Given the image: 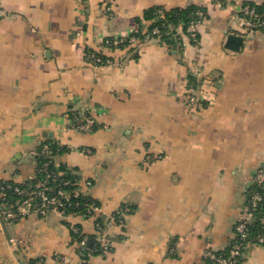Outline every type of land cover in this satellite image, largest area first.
I'll list each match as a JSON object with an SVG mask.
<instances>
[{"label": "crops", "instance_id": "obj_1", "mask_svg": "<svg viewBox=\"0 0 264 264\" xmlns=\"http://www.w3.org/2000/svg\"><path fill=\"white\" fill-rule=\"evenodd\" d=\"M248 2L264 0H0V182L32 178L40 143H57L55 164L102 220L129 209L106 227L109 249L85 261L69 227L91 244L92 217L0 218V264H203L229 246L264 167V32L236 15ZM189 5L205 10L195 43L181 27L170 42L104 45L145 33L152 7ZM230 33L238 50L225 46ZM88 49L111 62L88 64ZM193 80L210 100L196 110L184 100ZM74 113L95 127L72 128ZM237 264H264V243H247Z\"/></svg>", "mask_w": 264, "mask_h": 264}, {"label": "built area", "instance_id": "obj_2", "mask_svg": "<svg viewBox=\"0 0 264 264\" xmlns=\"http://www.w3.org/2000/svg\"><path fill=\"white\" fill-rule=\"evenodd\" d=\"M218 4L220 2L218 1ZM197 19H189L186 23L185 27V36L188 37L189 41L197 42L196 31L199 23L204 18V11L197 10L196 13ZM236 15L241 20L242 24L245 26L246 30H253L255 28H264V18L258 19V15L255 12L254 8L250 7L248 4L241 6ZM173 27L174 34L172 36L174 38H179V34L177 36L176 29H180L182 23L178 26L169 25ZM179 31V30H178ZM180 32V31H179ZM187 34V35H186ZM162 32L158 26H153L150 30L146 31L142 38L137 39L135 37L129 38V42H147L152 38L160 39L162 38ZM124 38H106L104 39L105 46H116L119 42H121ZM86 61L88 64L92 66H100L105 63L111 62L108 59H104L100 55L96 54L93 51L87 50L85 54ZM196 86V85H195ZM198 88L195 89L193 84L187 86L186 88V103L190 104V106L201 105L204 99H207L206 103H210L208 98L201 97L197 92ZM70 126L80 131H91L95 125V118L88 114H72L69 120ZM42 155L48 157L49 159L42 160L40 165L38 166L37 171L46 172V177L50 178V180H55L56 177L62 172L56 171H48L47 166L51 162L53 153L50 145L48 143H40L39 148L35 151V155ZM157 158V157H156ZM56 166V164H55ZM79 179L71 182V184H77L76 188H62L58 187L53 194H49L48 190L50 186L46 184L45 181L39 180L35 182L34 186L31 187H22V186H11V185H0V218H2L5 222H12L21 217L28 216L30 214H38L40 216H46L51 212H58L59 214L65 215V210L68 204H70L69 200L71 197H76L80 193H82ZM252 181L258 184L264 182V167H260L255 170ZM63 185L70 183L69 180H65L62 182ZM86 186L90 185L89 181L85 182ZM12 188L14 193L18 196L14 200H10L6 197V189ZM263 195L259 191H253L249 195V203L245 209L244 215L238 220L234 227V234L231 239L230 248L228 254L226 256L215 255L212 251H206L205 256L215 260V264H237L239 258L243 254V249L246 246L248 241V222L251 220L253 216V211L258 207L259 203L262 201ZM89 215L95 214L98 217L99 214V206H90ZM125 209H118L115 211L119 216ZM115 213L106 219H101L100 221L95 219V232L93 234V240L95 241V246L98 247L101 251H106L109 249V243L105 238V229L107 226L111 225L116 221ZM124 213V212H123ZM118 218V216H117ZM78 227H73L72 231L77 232ZM252 243H264V232L258 233L255 235ZM88 242L86 236H81L78 241H75L78 249V253L80 255V251L84 248L86 243ZM61 264H70L67 258H62ZM38 264H43L40 261Z\"/></svg>", "mask_w": 264, "mask_h": 264}, {"label": "trees", "instance_id": "obj_3", "mask_svg": "<svg viewBox=\"0 0 264 264\" xmlns=\"http://www.w3.org/2000/svg\"><path fill=\"white\" fill-rule=\"evenodd\" d=\"M250 7L254 8L255 12L258 15V19H262L264 18V3L262 4H256L253 2H248L247 3ZM197 10H203L204 11V16H205V10L202 7L199 6H194V5H189L186 7H175V8H171V9H164L161 7H152L148 10H146L144 12V18L150 20V24L147 27V31L150 30L153 26H158L162 32V40L170 42L172 41L173 38H171V33H173L174 29L173 27H170L169 25H174L178 26L180 23H182V29L185 30V25L188 22L189 19H197V15L195 14ZM259 30L264 32V28H259ZM144 33H141V31H136L134 33V36L137 37L138 39L142 38ZM124 38L121 42H119L117 44L118 48H123L125 46L128 45L129 43V39L126 37H122ZM110 47H116V46H110ZM90 51L95 52L96 54L100 55L101 57H103V54L99 51H95V50H91L88 49ZM197 84V83H196ZM52 149V153L53 155L58 154L59 152H61L62 150H64L63 146H60L57 143H48ZM45 159H49L48 157L42 156V155H37L36 156V160H37V170H38V166L40 165L42 160ZM51 159V162L48 164L47 166V170L48 171H60L62 172V174L58 175L56 177L55 180H50V178L46 177V172L44 171H36L35 175L26 180L25 182L22 183H14V182H10V181H6V182H0V185H11V186H22V187H33L35 182L42 180L45 181L46 184L48 186H50V189L48 190L49 194H53L56 189L58 187H62V188H69V189H73L77 187V184H71V182L75 181L78 179V177L69 172L68 170H66L64 168V166L62 165H56L55 166V162L53 160V156ZM65 180H69L70 183L63 185V181ZM263 186H264V182L258 184L256 182H251L248 188V201H247V206L249 203V195L251 192L253 191H259L262 193L263 195V199L262 201L259 203L258 207L253 211V216L251 218V220L248 222V241L249 242H253V239L255 237V235H257L258 233L264 232V225L262 223V216L264 214V190H263ZM6 197L9 198L10 200H14L16 197H18L12 188H7L6 189ZM70 204L67 205L66 210H65V214H68L70 212L74 213V214H81L84 216H88L90 213L88 211V209L90 208V206H99V203L93 199L92 197H90L87 194L84 193H80L78 196L76 197H71V199L69 200ZM128 209V206L126 205H122L121 209ZM129 211V209H128ZM127 210H125L124 212L127 213ZM115 216L117 218H119V215L117 213H115ZM97 220L100 221L101 220V216L99 215L97 217ZM79 229L77 232H73L71 230L70 235H71V240L73 242L78 241L81 236H83V234L80 232V227L77 226ZM248 242V243H249ZM231 243V241H230ZM230 248V244L229 246L224 249V250H220V251H213V253L215 255H222V256H226L228 254ZM245 248V247H244ZM244 250V249H243ZM99 251H101L100 249H98L97 246H95V241L92 240V243L90 245H88V242L86 243V245L84 246V248L80 251V257L82 259H84V261L88 258V255L90 253H98ZM240 259V258H239ZM34 259L30 260L29 263L30 264H34ZM215 260L211 259L209 257L205 258V261L203 262V264H215Z\"/></svg>", "mask_w": 264, "mask_h": 264}, {"label": "rangeland", "instance_id": "obj_4", "mask_svg": "<svg viewBox=\"0 0 264 264\" xmlns=\"http://www.w3.org/2000/svg\"><path fill=\"white\" fill-rule=\"evenodd\" d=\"M253 30H259L258 28H255V29H253ZM195 43V42H194ZM188 84L190 85H192L193 84V86H194V88L195 89H197L198 88V90H197V92L200 94V96L201 97H204V98H206V94H205V92H204V89L200 86V85H196V81H189V82H187V84H186V87H185V89H184V100H185V102H186V94H185V90H186V88H187V86H188ZM196 85V86H195ZM206 101H207V99H204L203 101H202V104L201 105H195V106H190V104H187L186 103V106L188 107V108H190L191 110H196V109H198V108H202V107H204V105H205V103H206ZM54 156V155H53ZM159 157V156H158ZM154 159H156V158H153V157H151L150 155H147L146 156V160H150V161H152V160H154ZM37 161V160H36ZM83 193V192H82ZM89 211V210H88ZM58 213V212H57ZM72 214H74V213H72V212H70V213H68V214H65V215H62V214H60V215H62V216H68V215H72ZM79 215H81V214H79ZM47 216V215H46ZM84 216V215H83ZM85 217H92L93 219H94V221H95V219L97 218L96 217V215L95 214H93V215H88V216H85ZM117 220H120V218H116V221ZM13 222V221H12ZM73 227H76V225H70V232H71V230L73 229ZM41 260L39 259V260H35L34 261V264H38L39 262H40Z\"/></svg>", "mask_w": 264, "mask_h": 264}, {"label": "water", "instance_id": "obj_5", "mask_svg": "<svg viewBox=\"0 0 264 264\" xmlns=\"http://www.w3.org/2000/svg\"><path fill=\"white\" fill-rule=\"evenodd\" d=\"M242 41V37L235 34H228L225 42V46L231 50H238L240 43ZM90 244V240L88 242V245Z\"/></svg>", "mask_w": 264, "mask_h": 264}]
</instances>
